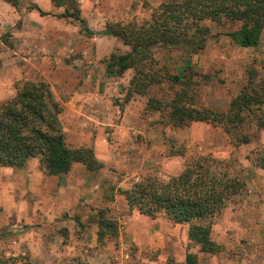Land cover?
I'll return each instance as SVG.
<instances>
[{
  "label": "rangeland",
  "instance_id": "374dc122",
  "mask_svg": "<svg viewBox=\"0 0 264 264\" xmlns=\"http://www.w3.org/2000/svg\"><path fill=\"white\" fill-rule=\"evenodd\" d=\"M163 1L77 0V5L88 27L98 32L106 22L148 20ZM18 2L15 7L0 0V102L26 81L44 82L59 109L66 144L91 147L103 166L90 171L75 162L60 175L47 174L38 157L21 168L1 166L0 261L186 264L193 254L196 264H264V168L254 164L264 130H254L245 144H234L220 125L173 126L168 103L180 85L163 80L145 94L129 92L134 71L115 76L105 68L112 53L128 50L119 38L86 36L77 21L55 16L63 8L51 0ZM35 5L49 14L40 15ZM202 25L209 34L201 49H157L154 68L160 76L183 68L188 85L183 90L192 106L224 111L248 70L264 73V29L255 47H241L224 34L237 23L204 20ZM150 98L158 109L148 106ZM200 156L218 160L221 171L245 183L221 211L175 223L163 213L151 218L129 208L121 189L144 177L165 181ZM100 215L116 224L115 234L106 229L98 238ZM190 224L209 225L219 251L201 252L188 238Z\"/></svg>",
  "mask_w": 264,
  "mask_h": 264
},
{
  "label": "trees",
  "instance_id": "16d2710c",
  "mask_svg": "<svg viewBox=\"0 0 264 264\" xmlns=\"http://www.w3.org/2000/svg\"><path fill=\"white\" fill-rule=\"evenodd\" d=\"M18 6V0H3ZM63 11L57 17L77 21L88 37L95 34L114 36L128 47L124 53H112L105 68L109 75L119 76L132 69L129 92L145 94L153 84L163 80L180 85L168 103V118L173 126H185L203 121L220 125L234 144L250 141L254 130H264V73L248 70L247 80L231 98L226 110H210L192 106V97L183 90L185 70L163 73L155 69L153 51L168 48H186L195 52L204 46L209 34L202 21L218 25L237 23V27L224 32L241 47H255L264 29V0H165L151 12L148 20L127 23L106 22L98 32L91 30L80 16L77 0H51ZM40 15L49 14L35 5ZM185 63H189L188 60ZM264 70V63H263ZM189 74V72H188ZM163 77V78H162ZM189 78V76H188ZM50 91L42 82L26 81L14 96L0 102V167H24L30 158L38 157L49 175L67 172L78 162L90 171L103 165L91 147L68 146L59 120V109L50 102ZM148 106L158 109L154 99ZM155 106V107H153ZM254 164L264 168V145L256 151ZM245 188V183L226 170L221 171L219 161L200 156L187 163L182 171L167 180L144 177L131 188L120 192L130 209L155 218L159 213L175 223H191L211 217L222 210L230 198ZM98 238L106 229L116 233V224L98 219ZM188 238L204 253H216L219 246L210 237V226L190 224ZM186 264H196V257L188 254ZM8 264V260L0 264Z\"/></svg>",
  "mask_w": 264,
  "mask_h": 264
},
{
  "label": "crops",
  "instance_id": "0c3cea01",
  "mask_svg": "<svg viewBox=\"0 0 264 264\" xmlns=\"http://www.w3.org/2000/svg\"><path fill=\"white\" fill-rule=\"evenodd\" d=\"M30 16H32L34 19L37 18V17H35V15H33V13H32V15H30ZM39 17H40V16H39ZM88 21H89V20H87V22H88ZM89 28H90V27H89ZM90 29H91V28H90ZM91 30H92V29H91ZM55 34H56V33L52 32V35H55ZM49 36H50V35H49ZM41 214H42V213H40V216H42Z\"/></svg>",
  "mask_w": 264,
  "mask_h": 264
}]
</instances>
